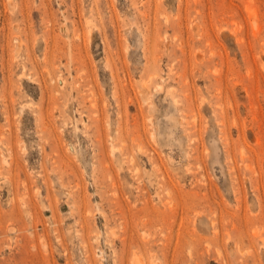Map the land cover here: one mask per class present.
<instances>
[{"label": "rangeland", "instance_id": "obj_1", "mask_svg": "<svg viewBox=\"0 0 264 264\" xmlns=\"http://www.w3.org/2000/svg\"><path fill=\"white\" fill-rule=\"evenodd\" d=\"M134 263L264 264V0H0V264Z\"/></svg>", "mask_w": 264, "mask_h": 264}, {"label": "bare ground", "instance_id": "obj_2", "mask_svg": "<svg viewBox=\"0 0 264 264\" xmlns=\"http://www.w3.org/2000/svg\"><path fill=\"white\" fill-rule=\"evenodd\" d=\"M8 152V151H7ZM5 162V161H4ZM134 258V257H133ZM140 259V258H137V260ZM139 261V260H138ZM135 264V263H134ZM141 264V263H140ZM155 264V263H154Z\"/></svg>", "mask_w": 264, "mask_h": 264}]
</instances>
